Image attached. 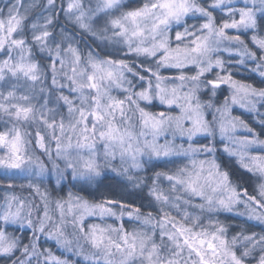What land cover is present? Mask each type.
<instances>
[{
	"label": "snow or ice",
	"instance_id": "snow-or-ice-1",
	"mask_svg": "<svg viewBox=\"0 0 264 264\" xmlns=\"http://www.w3.org/2000/svg\"><path fill=\"white\" fill-rule=\"evenodd\" d=\"M238 2L14 0L0 9L3 264H264V0ZM77 29L91 40L83 48ZM241 69L251 75L237 79ZM237 105L260 117V131L233 115ZM224 158L259 181L254 194ZM53 179L60 192L70 185L66 196L42 187ZM17 187L31 198L9 194ZM144 189L147 212L128 199ZM220 213L244 218L240 230L229 236Z\"/></svg>",
	"mask_w": 264,
	"mask_h": 264
},
{
	"label": "trees",
	"instance_id": "trees-1",
	"mask_svg": "<svg viewBox=\"0 0 264 264\" xmlns=\"http://www.w3.org/2000/svg\"><path fill=\"white\" fill-rule=\"evenodd\" d=\"M36 2L37 3H41V2L46 3V0H36ZM56 2H57V6L59 7V5L61 4L60 0H56ZM5 4L8 5L9 1H7ZM35 12H36V9H33V14H35ZM60 22L65 23L63 15H61V17H60ZM66 27H67V30L69 33L73 32L72 25H66ZM58 30H59V28H57V31ZM77 32L78 31H76V33ZM78 35L81 38L85 36V35H81L79 32H78ZM80 39L78 38L77 40L80 41ZM37 59H39V54L37 55ZM249 76L250 75H248V76L245 75V76L241 77L240 79H244V78L249 77ZM257 81H258V78L248 80V82H252V83H257ZM222 94H223V91L218 93V95H222ZM201 99H207V96L206 95L202 96ZM52 106L53 105H49V107H52ZM151 109H153V108H151ZM0 128H2V125H0ZM33 146H34V142H33ZM36 155H37V153H36ZM223 163L225 164L226 167H229L230 170L232 171L234 181L238 180L242 187L247 188L250 194H254L252 191L253 187L255 186L254 177L252 175H250L249 173H246L243 170L239 169V167L237 165H235L234 161L229 162L227 160V158H224ZM140 174L143 175L144 173H140ZM114 175L115 174L109 173V176H114ZM5 183H7V181H5ZM16 183H17V185H19L21 183V181H16ZM23 183H26V181ZM45 186L50 191L55 189V191H53V198H55L57 195H67V188L70 187V185L68 187L64 186L63 192H60L59 189H57L56 184H54L53 182H51L50 184L46 182V184L42 187H45ZM17 189H20V188L17 187ZM23 190H25V189H23ZM72 190L74 192H78L79 194L86 196L89 199H92V196H90L87 191H81L79 188H73ZM9 194H12V190L9 192ZM4 195H5V190H4V188L0 187V199H2ZM97 198H99V197L97 196ZM128 199L129 200H135L138 205L143 203L145 205V207L143 209L145 212L152 210L146 206L148 203L147 189H144L142 193H138L134 196L128 197ZM37 200H38V198H37ZM216 218L223 221L225 224L231 225L230 231H229V236L234 235L237 231L240 230V226L243 224V219H244V218H238V217H236L232 214H229V213H220ZM245 226L250 227V224L245 225ZM251 230L252 231H260L259 228H252ZM17 234L18 235H27V233H24L22 231H20L19 233L17 232ZM39 243L44 248H51V245H53V243H51L50 241H47L44 237H41ZM256 258H258V254L256 255ZM0 264H3V262L0 261ZM249 264H255V261L253 258H250Z\"/></svg>",
	"mask_w": 264,
	"mask_h": 264
},
{
	"label": "rangeland",
	"instance_id": "rangeland-1",
	"mask_svg": "<svg viewBox=\"0 0 264 264\" xmlns=\"http://www.w3.org/2000/svg\"><path fill=\"white\" fill-rule=\"evenodd\" d=\"M7 1H9V4L10 3H12V2H14V0H0V9H3L4 10V12L6 13L7 12V8L5 7L6 6V2ZM21 2L24 4V5H29V4H31V3H33L34 1L33 0H21ZM60 2H61V0H60ZM63 2H64V4L66 5V3H67V0H63ZM205 2H210V0H205ZM242 5V0H239V2L236 4V6H241ZM85 6L87 7L88 6V4H87V0H85ZM21 11H23V9H21ZM215 15H217L218 17L220 16V14L219 13H215ZM194 21H189L188 23H193ZM29 23H31V21H29ZM72 27H74V26H72ZM180 30H182V29H180ZM59 31V30H58ZM76 31H78L79 32V30L77 29ZM78 32L76 33L77 35L75 36L76 38H75V40L77 41V42H79V46L80 47H84V44L85 43H91V40L90 39H88L86 36H84V37H79V35H78ZM230 34H234V33H230ZM172 35H173V37H174V35H175V33L173 32L172 33ZM251 35V33H249V36ZM78 38H81L80 39V41H78L77 39ZM66 46V45H65ZM251 46V45H250ZM86 50V49H85ZM46 55V54H45ZM225 58H227V55L225 54ZM236 59H238V57H235ZM254 65H249V67H253ZM195 72V69L193 68L188 74L189 75H191V74H193ZM162 74H164V75H170V74H173V73H168V72H163ZM248 76V75H251L249 72H247V71H244L243 69H241V72H240V74L236 77L237 79H240L241 77H243V76ZM208 78H212L211 76H209ZM258 78V77H257ZM48 82H49V84L51 83V74H50V72H49V75H48ZM65 94H67V90H65ZM224 95H227V90H226V88L223 90V94L222 95H218V103H220V102H222L223 101V97H224ZM207 96V95H206ZM207 99H208V96H207ZM207 99H202V100H207ZM158 103V102H157ZM143 106V105H142ZM236 107V110L233 112V115H242V118L243 119H245L247 122H249V124H250V126H252V127H254V128H256V130L257 131H260V127H259V125H258V120L260 119V117L259 116H255V117H253V116H251V115H249L248 113H246L245 112V110L244 109H241L238 105L237 106H235ZM259 107V106H258ZM150 111H158V110H161L159 107H154L153 109H149ZM63 111L65 112V114H66V109H63ZM259 111L261 112V113H264V108H259ZM210 118V117H209ZM244 134V132H243V130H239L238 132H237V135L238 136H240V135H243ZM161 143H163V139H161V141H160ZM177 143H180V140H177L176 141ZM52 147H53V150H54V148H55V145H54V143H53V145H52ZM37 155H40V152H39V150H37ZM41 159L42 160H44L45 161V163H48V161H47V157L46 156H41ZM116 164H119V160L117 159V161H116ZM48 166H49V168L51 167V165L50 164H48ZM61 166H63V165H61ZM151 170H149V172H150ZM110 174H114V173H110ZM250 174V173H249ZM251 175V174H250ZM254 182H255V184L256 183H258L259 181L254 177ZM54 184H55V180L53 179V181H52ZM65 187H68L69 185H67V183H65V185H64ZM68 189L69 188H67V191H68ZM16 190V191H15ZM12 194H15V195H19V196H26V197H30V191L29 190H27V189H25V190H21V189H14V191L12 190ZM61 196H66V195H61ZM31 198V197H30ZM197 202H199V201H197ZM242 207V206H241ZM229 214H232V215H234L235 216V213H229ZM125 221H127V217H125ZM93 222H99L98 220H95V219H89V221H88V223H93ZM107 223H113V220L112 219H109L108 221H107ZM119 223H120V221H115V224L118 226L119 225ZM138 225L137 224H134V223H131V222H126L125 223V227L126 228H128L129 230H131L132 228H134V227H137ZM17 227V229H18V226H16ZM10 231H11V229H9ZM18 233L20 232L19 230L17 231ZM157 239H158V236H157ZM51 243H53V245H51V249L53 250V252L56 254V255H61V252L63 251L62 249H59V248H57V246L55 245V242L54 241H50ZM17 255H19V253H17ZM64 257H67L68 259H70V260H72V261H76V260H78V259H80V258H78V257H75L73 254H70V253H64V255L62 256V258H64ZM81 264H82V261H81Z\"/></svg>",
	"mask_w": 264,
	"mask_h": 264
}]
</instances>
